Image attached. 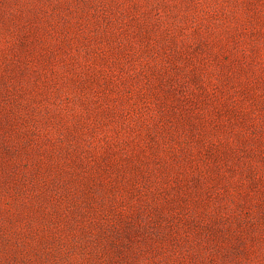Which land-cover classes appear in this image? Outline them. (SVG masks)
<instances>
[{
    "label": "rangeland",
    "instance_id": "1",
    "mask_svg": "<svg viewBox=\"0 0 264 264\" xmlns=\"http://www.w3.org/2000/svg\"><path fill=\"white\" fill-rule=\"evenodd\" d=\"M0 264H264V0H0Z\"/></svg>",
    "mask_w": 264,
    "mask_h": 264
}]
</instances>
